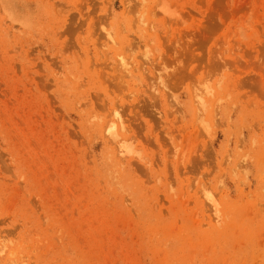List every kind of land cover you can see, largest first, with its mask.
Here are the masks:
<instances>
[{"label": "rangeland", "instance_id": "374dc122", "mask_svg": "<svg viewBox=\"0 0 264 264\" xmlns=\"http://www.w3.org/2000/svg\"><path fill=\"white\" fill-rule=\"evenodd\" d=\"M0 264H264V0H0Z\"/></svg>", "mask_w": 264, "mask_h": 264}, {"label": "bare ground", "instance_id": "6f19581e", "mask_svg": "<svg viewBox=\"0 0 264 264\" xmlns=\"http://www.w3.org/2000/svg\"><path fill=\"white\" fill-rule=\"evenodd\" d=\"M118 121H119V123H118ZM118 121L115 119H112L106 125L107 135H108V137L111 138V140L114 142L115 145L119 144V140L117 139L118 136L115 135V132H116L118 127L122 126L121 125L122 123L120 122L119 119H118ZM118 154L123 157V156H125L126 152L123 149H121L118 151Z\"/></svg>", "mask_w": 264, "mask_h": 264}]
</instances>
